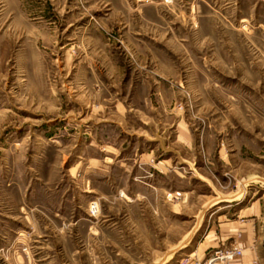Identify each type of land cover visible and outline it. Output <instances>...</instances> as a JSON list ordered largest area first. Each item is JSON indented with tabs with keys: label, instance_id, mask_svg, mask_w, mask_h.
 Returning <instances> with one entry per match:
<instances>
[{
	"label": "rangeland",
	"instance_id": "obj_1",
	"mask_svg": "<svg viewBox=\"0 0 264 264\" xmlns=\"http://www.w3.org/2000/svg\"><path fill=\"white\" fill-rule=\"evenodd\" d=\"M231 248L264 264V0H0V264Z\"/></svg>",
	"mask_w": 264,
	"mask_h": 264
},
{
	"label": "built area",
	"instance_id": "obj_2",
	"mask_svg": "<svg viewBox=\"0 0 264 264\" xmlns=\"http://www.w3.org/2000/svg\"><path fill=\"white\" fill-rule=\"evenodd\" d=\"M90 208H93V205L91 207L88 206V212L90 213V215H92L93 213ZM240 256H241V251L239 249L231 248V249L219 250V251L214 252L212 256L208 259V261L203 264H211V263H216V262L224 264L236 258H239Z\"/></svg>",
	"mask_w": 264,
	"mask_h": 264
},
{
	"label": "crops",
	"instance_id": "obj_3",
	"mask_svg": "<svg viewBox=\"0 0 264 264\" xmlns=\"http://www.w3.org/2000/svg\"><path fill=\"white\" fill-rule=\"evenodd\" d=\"M249 247V244L248 243H246L244 246H243V249L245 250V249H247ZM251 256H249V255H246V256H243V258H237V259H235L234 261H232V262H230L229 264H251L250 262H249V260H251Z\"/></svg>",
	"mask_w": 264,
	"mask_h": 264
},
{
	"label": "bare ground",
	"instance_id": "obj_4",
	"mask_svg": "<svg viewBox=\"0 0 264 264\" xmlns=\"http://www.w3.org/2000/svg\"><path fill=\"white\" fill-rule=\"evenodd\" d=\"M167 2H169L170 0H166ZM89 207H91V206H89ZM93 213V212H92Z\"/></svg>",
	"mask_w": 264,
	"mask_h": 264
}]
</instances>
